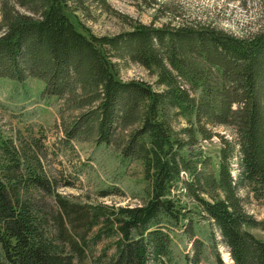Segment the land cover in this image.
I'll return each mask as SVG.
<instances>
[{
	"label": "trees",
	"instance_id": "trees-1",
	"mask_svg": "<svg viewBox=\"0 0 264 264\" xmlns=\"http://www.w3.org/2000/svg\"><path fill=\"white\" fill-rule=\"evenodd\" d=\"M72 1L81 3L0 0V78H38L42 98L71 97L79 113L63 121L65 135L118 145L151 194L136 206L62 194L42 140L0 132V264L157 263L171 258L173 225L187 210L211 223V240L215 228L233 264H264V240L247 230L256 220L237 191L264 199V28L237 36L186 20L97 36ZM114 57L155 68L161 89L122 81ZM182 117L186 126L175 127ZM196 134L213 145L220 138L217 161ZM179 182L194 212L172 195Z\"/></svg>",
	"mask_w": 264,
	"mask_h": 264
},
{
	"label": "rangeland",
	"instance_id": "rangeland-1",
	"mask_svg": "<svg viewBox=\"0 0 264 264\" xmlns=\"http://www.w3.org/2000/svg\"><path fill=\"white\" fill-rule=\"evenodd\" d=\"M71 5L77 9V20L97 36H113L130 30L136 23L170 27L172 23L186 20L204 22L237 36L264 28L263 0H81V3L72 1ZM113 60L117 62L122 81H145L161 89L156 84L155 68L147 69L125 57ZM25 83L0 78V132L12 138L42 140L46 151L44 163L57 177L58 191L84 201L121 206H136L146 201L151 193L137 161L121 162L119 146L97 142L95 136L79 133L67 137L62 123L73 121L79 113L72 108L71 97L67 98L69 103L65 98H42L44 82L41 79L28 78ZM175 121L177 128L187 124L183 117ZM215 129L224 138L231 137L230 128L217 126ZM196 137L200 149H210L211 160L217 161L220 138H214L213 145L211 141L206 143L199 134ZM105 191L112 193L103 196ZM237 191L245 211L256 220L247 230L255 239L263 241L264 199L258 198L248 187L240 186ZM171 192L174 198H180L182 206L191 209L192 201L181 182ZM187 211L185 219L179 220L177 227L173 225L171 258L149 264H233L215 228V239L211 240V223L197 220ZM187 229L193 234H185ZM107 243L103 240L98 247Z\"/></svg>",
	"mask_w": 264,
	"mask_h": 264
}]
</instances>
